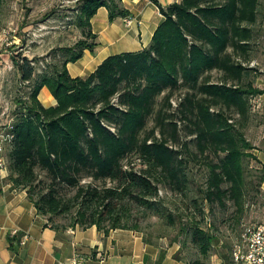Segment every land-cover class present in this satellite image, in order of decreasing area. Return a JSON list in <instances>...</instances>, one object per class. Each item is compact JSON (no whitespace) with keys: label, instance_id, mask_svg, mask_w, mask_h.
Here are the masks:
<instances>
[{"label":"trees","instance_id":"trees-1","mask_svg":"<svg viewBox=\"0 0 264 264\" xmlns=\"http://www.w3.org/2000/svg\"><path fill=\"white\" fill-rule=\"evenodd\" d=\"M149 1L163 17L150 43L106 57L85 77H71L66 65L96 46L90 19L98 8L107 9L109 22L127 14L121 0H80L82 37L60 47L46 67L12 59L28 92L11 113L6 180L25 190L49 224L74 209L71 227L141 232L126 225L128 205L153 209L159 187L185 194L190 161L207 167L203 200L221 208L229 200L235 215L244 212L252 181L243 162L253 157L241 129L250 98L264 92L254 87L249 65L259 0H178L165 7ZM1 6L2 0L0 15ZM43 87L54 106L37 99ZM263 179L264 168L255 193ZM183 230L202 254L216 241L199 221ZM163 257L160 251L156 264Z\"/></svg>","mask_w":264,"mask_h":264},{"label":"rangeland","instance_id":"rangeland-1","mask_svg":"<svg viewBox=\"0 0 264 264\" xmlns=\"http://www.w3.org/2000/svg\"><path fill=\"white\" fill-rule=\"evenodd\" d=\"M79 3L80 0H2L0 118L11 116L12 111L17 109V101L25 98L28 92V86L20 81L12 59L26 58L41 69L46 67L54 54H59L60 47L69 46L80 39L82 29L76 24ZM254 30L250 54L260 64L253 65L256 73L252 75L264 77V64L261 63L264 58V25L256 23ZM213 76L216 78L217 74ZM250 99L249 120L241 130L252 145L264 129V114L255 104L256 96ZM137 165L136 161V170L139 169ZM243 165L247 182H252L245 187L242 215H235L232 201L227 200L226 207L221 208L202 199L200 189L204 188L208 170L203 162L190 161L186 168L189 178L186 193H174L159 187L157 204L153 209H144L133 203L128 205L126 225H137L144 236L159 247L174 252L184 264L225 262L242 228L249 224H261L264 216V198L254 189L260 170L255 168L251 157L245 158ZM38 179L42 180L43 175ZM193 200H196V208ZM73 215L74 209L62 213L50 224L59 228L71 227ZM192 220L199 221L200 226L216 238L206 254H202L198 246L191 242L189 230L182 231V226L190 225Z\"/></svg>","mask_w":264,"mask_h":264},{"label":"crops","instance_id":"crops-1","mask_svg":"<svg viewBox=\"0 0 264 264\" xmlns=\"http://www.w3.org/2000/svg\"><path fill=\"white\" fill-rule=\"evenodd\" d=\"M157 1L165 7L178 0ZM121 4L127 14L112 22L105 7L98 8L92 16L90 26L96 46L92 52L84 50L80 59L66 65L71 77H85L106 57L138 51L150 43L163 19L157 6L149 0H121ZM256 23L264 25V0H259ZM250 64L260 63L252 57ZM253 83L264 91V77L257 76ZM37 99L46 108L56 104L46 87L41 88ZM256 103L264 114V92L256 96ZM263 135L264 129L249 151L258 170L264 168ZM7 175L0 172V264H156L160 249L164 251L160 264H184L174 259V252L145 241V236L136 230L113 229L104 234L96 226L52 228L25 190L13 187L6 180ZM260 194L264 198V179Z\"/></svg>","mask_w":264,"mask_h":264},{"label":"built area","instance_id":"built-area-1","mask_svg":"<svg viewBox=\"0 0 264 264\" xmlns=\"http://www.w3.org/2000/svg\"><path fill=\"white\" fill-rule=\"evenodd\" d=\"M125 21L130 23L128 19ZM12 138V116L0 118L1 173H8L5 151ZM221 264H264V224L245 225L233 244L229 259Z\"/></svg>","mask_w":264,"mask_h":264}]
</instances>
